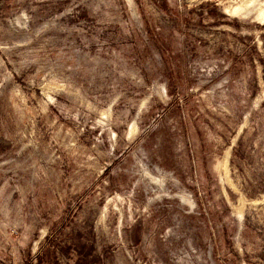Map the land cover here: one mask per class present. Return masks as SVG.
Instances as JSON below:
<instances>
[{"label": "rangeland", "instance_id": "374dc122", "mask_svg": "<svg viewBox=\"0 0 264 264\" xmlns=\"http://www.w3.org/2000/svg\"><path fill=\"white\" fill-rule=\"evenodd\" d=\"M0 264H264V0H0Z\"/></svg>", "mask_w": 264, "mask_h": 264}]
</instances>
